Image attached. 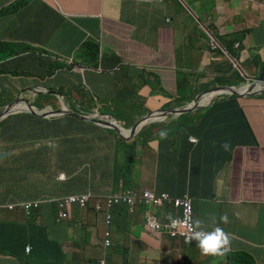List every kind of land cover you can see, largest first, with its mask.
Returning <instances> with one entry per match:
<instances>
[{
  "label": "clouds",
  "instance_id": "1",
  "mask_svg": "<svg viewBox=\"0 0 264 264\" xmlns=\"http://www.w3.org/2000/svg\"><path fill=\"white\" fill-rule=\"evenodd\" d=\"M17 1L13 0L5 5L0 11V17L6 16L12 23L15 13L21 9L28 10L34 4L33 0H24L22 4L16 5ZM192 1L199 3V6L193 5ZM150 2L176 3L182 13L176 18L166 16V27L171 29L176 22L184 23L189 18L194 20L200 31L208 36L210 49L208 53L218 56V64L224 63L222 58L232 63L229 69L221 71L216 76L209 68L205 72L207 76L201 77L208 78V82L197 85L196 90L191 91L193 93L190 100H185L181 96L172 97L171 103L159 110L143 107L140 104V92L130 83L125 81L121 83L119 79L101 83L98 88L81 85L71 93H65L60 89H50L53 90V94H48L45 88L28 87L30 84L39 83V78L46 75L52 76L64 68H67V71H73L79 67L98 69L100 45L97 42H93L97 50L94 46L80 48L83 43L92 41L83 42L71 59H68L54 56L37 48L14 47L12 43L0 40V53L11 54V48L23 50L13 57L0 61V64L11 69V73L0 75V81L5 82L14 76L24 81L22 84L12 86L11 92L1 93L6 95V105L0 108V114L12 109L19 110V112L1 120L0 126L9 116L23 113L38 121H47L52 126L49 132L54 133L58 140L51 153L54 157L58 155L63 160V162L54 161L47 173H39L31 179H25V176L11 179V163L16 158L12 143L22 146L27 139L29 126L25 118L20 120L12 131L11 140L3 138L0 132V195L10 199L6 203L0 202V216L5 215V219L0 217V254L14 259L18 264L24 261L31 264L37 260L24 256V253L31 254L32 248L29 245L22 247L23 257L12 255L15 240L11 238V235L15 229L21 226L30 228L38 224L50 230L58 229L60 233L61 227L64 229L82 225L86 227V220L84 219V223L80 221L81 215L75 212L83 209L95 212L94 225L99 230L100 227L104 228L102 247L108 249L114 246L121 251L122 264H220L216 262L215 257H224L225 264H259L252 253L233 251L232 244L238 239L237 236L230 233L215 217H203L198 212L194 197L190 193L176 195L164 190L159 193L151 188L143 190L138 176L145 173V179L148 180L149 172L138 167V163L144 160V147L136 145L138 140L148 137L152 139L151 143L158 142V151L160 149L162 151L166 144L175 141L182 133L180 128L185 125L186 129L183 133L187 143H190L194 150L207 140V137L200 133V129L210 118L226 119L230 116L232 134L222 143L221 147L225 151L229 150L233 155L227 160L228 171L235 168L236 176V169L240 170L234 179H229V185L232 187L239 184L241 187L244 168L249 164L248 152H255L250 155V158L251 164L256 166L263 159L262 154L264 153V146L258 138L254 122L245 119L248 105L264 101V80L259 81L264 74V57L261 54V46L264 42L256 46L249 41V35H252L253 30H258L259 27H250L248 30L235 33L239 35V38L234 36L237 40L231 52L225 45V38L228 36L221 35L217 27L213 25L215 20L223 24L230 22L224 21L226 16L221 17L218 13L216 0H209L208 3L205 0H150ZM245 4L251 5L254 1L234 0L231 2V9L237 10ZM255 5L259 10L264 8V6L259 8L258 4ZM245 14H249V18L251 11H245L243 16L230 11L228 17L234 19L235 23H247L248 21L244 18ZM219 16L220 19H218ZM262 23L264 27V22ZM259 29L263 32L262 28ZM5 37H7L6 34L0 29V38ZM152 40L160 49L156 39ZM254 51L256 57H254ZM95 52H97L96 55H94ZM24 54L28 56L21 60L25 57ZM36 55H44L46 59H49L50 63L47 67L50 65L51 68H47L46 72L45 68L42 71L35 68L34 61L38 60ZM32 56L34 59H29ZM15 71L19 73L18 76L13 74ZM236 71L241 73L243 78L232 76ZM118 73L119 70L115 74ZM218 78L234 83L226 84L221 82L223 79L218 80ZM204 85L209 86L203 87ZM26 89L29 90L25 91ZM234 97L239 98L241 116H237L224 106V101ZM206 99L209 101L205 102ZM109 100L112 101L111 104L107 103ZM238 117L245 120L236 123L235 120ZM60 119H73L75 122L70 129L59 131ZM173 126L175 128L172 129ZM135 128L137 130L134 133ZM167 128L170 129L167 130ZM152 129H155L154 133ZM100 130L112 134L117 142L115 151L118 156L115 162H112L110 157H105L102 161L103 177L108 174L107 185L113 187L112 191H104L96 186L93 166L90 162L100 146ZM145 133H148L147 137H142ZM170 133H173L172 137L169 136ZM131 146L137 148L134 151L135 161L130 165ZM76 163L83 164L84 172L80 175H73L68 170L69 165ZM127 173L131 174V179L139 185V189L126 187ZM165 179V171H157L156 182ZM62 185L70 186L74 192L57 195L56 188ZM81 187L84 190H81ZM230 204L221 202L220 209L224 214L222 220L228 218L227 209ZM52 210H56V213H52ZM123 212L126 214L119 217ZM134 213L139 218L136 219L137 225L142 226L145 233L151 232V235L156 234L160 240H165L162 246L158 243L154 244V247H158L156 254L150 252L152 245L147 247L142 244L141 237H134L127 233L128 218ZM34 217L36 219L33 223L28 224ZM102 221L104 224L101 225ZM204 222L207 223L205 227ZM95 244H101V240ZM75 251L78 254L81 253L79 243ZM40 259V262H43L44 258L40 257ZM73 264H111V260L105 252H102L94 254L86 262H82L81 258Z\"/></svg>",
  "mask_w": 264,
  "mask_h": 264
},
{
  "label": "crops",
  "instance_id": "2",
  "mask_svg": "<svg viewBox=\"0 0 264 264\" xmlns=\"http://www.w3.org/2000/svg\"><path fill=\"white\" fill-rule=\"evenodd\" d=\"M13 0H0V11ZM234 0H216L215 5L220 16H226L230 21L228 25L214 21L221 35L229 36L248 30L250 27H264V0H253L254 4H245L237 10L231 9ZM33 6L21 9L13 15L10 23L8 17H0V29L7 37L0 40L12 43L14 47H28L44 50L45 52L68 58L74 55L77 48L85 41L97 42L100 45L99 68L83 69L81 67L73 71L67 68L57 71L52 76L39 78V83L30 84L29 88H45V92L53 94L54 89H60L65 93H71L75 88L84 86L99 87L101 83L116 81V79L130 83L141 94L140 104L150 110H159L171 103V98L181 96L190 100L192 93L181 92L183 83L192 86V79L198 77V72L208 71L214 64H218L217 55H210L208 36L200 31L196 22L189 18L187 22H176L171 29L165 25L166 16L176 18L182 13L181 8L173 2L157 4L150 0H33ZM193 5L199 3L192 1ZM253 9V10H252ZM250 10L251 15L247 23H235L230 19L229 12H235L243 16ZM220 16L218 19H220ZM222 24V25H221ZM258 30L249 35L251 44H255L263 32ZM247 35V38H248ZM171 37V41H170ZM155 38L159 50L150 48L151 40ZM249 43V42H248ZM249 43L250 46H252ZM190 49L195 54L191 53ZM261 54L264 57V43L261 46ZM21 60L28 55L24 54ZM35 68L40 71L50 69L49 59L44 55H36ZM222 63V62H219ZM117 69V70H116ZM119 70L118 74H115ZM214 76L215 73H212ZM208 78L196 80V85L208 82ZM191 81V82H190ZM204 85L203 87H208ZM21 88V86L19 87ZM53 89V90H50ZM26 89L25 91H28ZM206 99L205 102H208ZM246 117L254 122L258 138L264 146V101L247 106ZM245 119L238 117L235 122L241 123ZM230 116L223 118H210L200 133L207 140L192 150L187 143L186 136L182 132L171 144H166L160 153L165 158L162 168L166 173V179L155 181L151 189L158 191H170L176 195L190 193L195 200L198 212L203 217H215L230 233L237 236L232 244L235 252L247 251L252 253L259 264H264V153L263 159L256 166L251 164L248 152V165L244 168L241 187L239 184L230 187L229 179H234L235 168L228 171L227 160L232 158V152L225 151L221 145L232 134ZM100 146L95 156L90 160L93 166V177L96 186L104 191H112L113 187L107 185L108 174L103 177V158L110 157L115 162L117 153L116 139L109 132L99 131ZM214 139L212 151H207V143ZM155 146V147H153ZM148 148L146 154L145 149ZM151 149L158 151L159 143L153 142L150 147H144L143 157L150 158ZM190 157L188 156V153ZM182 167L183 171L174 169ZM68 170L73 175L84 172L83 164L69 165ZM172 176L171 180L167 176ZM194 176V178H190ZM10 201L9 197L0 195V202ZM221 202L231 203L228 206L226 220H222L223 212L220 209ZM81 216L82 211L76 210ZM86 230L80 232V226L74 227L73 240L64 235V228L52 229L38 224L25 228L21 226L14 230L11 238L15 240L13 250L31 246L32 260L41 264H60L59 261L73 264L82 258V262L96 253L105 252L111 260V264H122L121 251L114 246L104 249L103 227L94 225V211L86 210ZM123 212L119 217H123ZM1 219L5 215L1 214ZM213 219V218H212ZM214 220V219H213ZM104 224L102 221L101 225ZM46 226V224H44ZM207 223H203L205 227ZM127 233L134 237H141L144 246L150 249L151 254H156L158 247L165 244L158 235L151 232L145 233L137 221H127ZM93 228V230H91ZM100 231V232H99ZM161 234H159L160 236ZM21 238V240H20ZM85 241L82 243V239ZM101 240V244H95ZM58 243L62 253L56 255V248L50 247ZM79 243L81 253L75 251ZM71 251L73 259H69L65 253ZM216 262L225 264L224 257H215ZM0 264H18L14 259L0 254ZM33 264V263H31Z\"/></svg>",
  "mask_w": 264,
  "mask_h": 264
},
{
  "label": "trees",
  "instance_id": "3",
  "mask_svg": "<svg viewBox=\"0 0 264 264\" xmlns=\"http://www.w3.org/2000/svg\"><path fill=\"white\" fill-rule=\"evenodd\" d=\"M23 1L24 0H18L16 2V5L22 4ZM234 36L239 38L238 34H234L233 36H228L225 38V45L231 52H233V47L237 40ZM92 46H94L97 50V46L93 42H85L80 46V48H86V47H92ZM10 50L12 51L11 54L5 55L4 53H0V61H2L4 58L13 57L16 54H19L23 51L21 49H13V48H11ZM30 53L35 54L33 52H30ZM96 54L97 52L94 53V55ZM29 59H34V56H32ZM8 66L9 67L11 66V62L8 63ZM220 66L221 64H214V66L211 68V73H215L216 75L219 71ZM205 72H202V71L198 72L196 74L198 77H195V79L196 78L199 79L200 76L206 77L207 74ZM7 73H11V69L9 70L6 65L0 64V75H5ZM13 74L16 76L19 75L17 71L13 72ZM232 76H234L235 78H243L241 73H239L238 71L233 72ZM219 79H223L221 80V82L226 83V84L234 83L224 78H218V80ZM238 100L239 98L237 97L226 100L224 101V106L227 109L231 110L233 113H235L237 116H241L242 115L241 104L238 102ZM107 103L111 104L112 101L109 100ZM4 105H6V95H2L0 93V108H2ZM23 118H25L26 124H28L29 126L27 128V139L25 140V142H23L22 146L12 143V148L14 149L13 153L15 154L16 158L11 163V179H18L19 177H23V176H25V179L27 178L31 179V177L36 176L39 173H47L49 171V168L53 165L54 161L63 162L60 156L57 155L56 157H54V155L51 153L52 148L55 146V143L58 140H56L54 133L49 132V130H52V126L49 125L47 121H38L34 117L30 115H25L24 113L19 114V115L9 116V118H7L4 122L1 123V126H0L1 136L5 139L11 140L10 136L12 135V131L15 129V125ZM74 122L75 121L73 119H60L59 120V131H66L70 129L71 125ZM176 125H178V123ZM175 126H173L172 129L175 128ZM168 129L170 128H167V130ZM185 129H186L185 125L180 128L182 132ZM154 130L155 129H152L153 133H154ZM169 136L172 137L173 133H170ZM213 142H214V139L208 141L207 151L213 150V147H214ZM136 148H137L136 146L130 147V152H131L130 165L135 161L134 151H136ZM188 156L190 157L189 153H188ZM174 169H179L181 171L185 170L182 167H177V166L174 167ZM171 178L172 176L170 175L167 176V179L171 180ZM190 178H194V176H190ZM125 185L126 187H130L133 189H139V185L131 179L130 173L126 174ZM81 190H84V188L81 187ZM162 191H163L162 189L158 190L159 193ZM69 192H74V190L68 185H62L56 188L57 195L69 193ZM52 213L55 214L56 210H52ZM35 219L36 217H34L33 220H31L30 222H28V224L33 223ZM50 247H55L57 249L55 252L56 255L62 253V248L58 243L53 244ZM10 251L12 250L10 249ZM12 255L17 256V257H23L22 248L20 249V251L15 250L14 252H12ZM65 255L69 259L74 258L71 251L66 252ZM45 257L46 255L44 256V258ZM59 262H62V261H59Z\"/></svg>",
  "mask_w": 264,
  "mask_h": 264
},
{
  "label": "rangeland",
  "instance_id": "4",
  "mask_svg": "<svg viewBox=\"0 0 264 264\" xmlns=\"http://www.w3.org/2000/svg\"><path fill=\"white\" fill-rule=\"evenodd\" d=\"M207 3L209 2V0H205ZM248 16L249 14H245L244 18L245 20L248 21ZM224 21H227L224 19ZM230 22H226V25H228ZM257 30H253V33H255ZM264 42V35L263 37H261L258 41L255 42V45L256 46H259L261 45L262 43ZM150 46H151V49L152 50H159L157 47H156V42L154 40H152L150 42ZM191 53L195 54L194 51L192 49H190ZM255 55L254 57H256V52L254 51ZM224 63L221 64L220 68H219V71L217 74H220L221 71H225L227 69H229L232 65L231 62H228L226 59L222 58L221 59ZM196 77V76H195ZM194 77V81L192 79V86L188 85L187 83H183L182 84V87H181V92L182 93H185V92H191L193 90H196V80L197 78L195 79ZM24 83L23 80H21L19 77H15L14 78H11V79H8L7 81L3 82V81H0V93H8V92H11V87L12 86H16L18 84H22ZM147 134L148 133H145L142 137H147ZM151 140L150 138H141L140 140H138L137 142V146H140V147H150L151 146ZM155 147V146H153ZM148 148L145 149V152L147 154L148 152ZM165 163V158L164 156L161 155L160 151H154L151 149V152H150V158L147 157L146 159H144L143 161H140L138 163V167H141L143 169H145L146 172H149V179L146 180L145 179V173L141 174L138 176V181L140 182L143 190L145 188H149L151 187V185L153 184V182L156 181V177H157V171L160 170V172L164 171V169L162 168L163 164ZM263 190H264V187H263ZM79 208V207H77ZM80 209V208H79ZM83 211V215L80 216V221H82L84 223V219H86V213H85V209L82 210ZM130 221H136V219H139L137 217V214L134 213L132 215L129 216L128 218ZM87 228L82 225L80 226V232H83V230H86ZM73 234H74V229L71 228V227H68L64 230V235L70 239V240H73ZM85 241V238L82 239V243ZM21 264H28L26 263V261L22 262ZM33 264H41L40 261H36L34 262Z\"/></svg>",
  "mask_w": 264,
  "mask_h": 264
},
{
  "label": "water",
  "instance_id": "5",
  "mask_svg": "<svg viewBox=\"0 0 264 264\" xmlns=\"http://www.w3.org/2000/svg\"><path fill=\"white\" fill-rule=\"evenodd\" d=\"M264 80V74L262 75V77L259 79V81H263ZM235 93L239 94L237 91H235ZM19 112V110H9V111H6L2 114H0V121L3 120L4 118H6L8 115H11V114H14V113H17ZM138 128V127H137ZM137 128L134 129V133L135 131L137 130Z\"/></svg>",
  "mask_w": 264,
  "mask_h": 264
}]
</instances>
